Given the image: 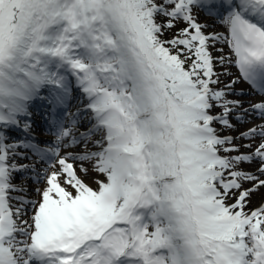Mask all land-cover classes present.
Wrapping results in <instances>:
<instances>
[{"label": "snow or ice", "instance_id": "6c2138e0", "mask_svg": "<svg viewBox=\"0 0 264 264\" xmlns=\"http://www.w3.org/2000/svg\"><path fill=\"white\" fill-rule=\"evenodd\" d=\"M200 8L227 26L229 56L213 55L220 36ZM231 56L264 93V0H0V264H264V203L249 208L264 126L222 134L234 112L264 117V100L229 99L238 79L214 87ZM74 87L83 107L70 114ZM34 99L50 105L55 140L7 143L10 127L31 134ZM82 114L93 123L74 135ZM21 147L54 170L17 165ZM29 168L46 181L35 200L13 196ZM90 169L106 177L96 189Z\"/></svg>", "mask_w": 264, "mask_h": 264}, {"label": "rangeland", "instance_id": "374dc122", "mask_svg": "<svg viewBox=\"0 0 264 264\" xmlns=\"http://www.w3.org/2000/svg\"><path fill=\"white\" fill-rule=\"evenodd\" d=\"M206 12H207L206 9L200 8V9H197L194 14H197L198 17H199V20L204 22L203 17L205 16L206 18H208V16H209ZM208 19H210L209 20L210 22L209 23L207 22L208 27L205 28V31L207 33H217L220 36V39L217 40V42L215 43V46L211 49L213 55L214 56L224 55L226 57L229 56V53H231L232 50H231L230 45L227 43V38L229 37V32H228L227 26L224 25L221 21H218L219 18H217L215 16H209ZM183 26H184V24L181 23V24L177 25V28H180V27H183ZM173 31H175V29ZM171 35H172V32L166 33V36H171ZM220 49H223V51L222 52L219 51ZM230 58L233 61L232 63H226L224 65H221V64H217L216 65V71L218 73H221V75H220V83L217 84V85H214V87L223 88L224 85L229 84L231 81L237 80V79H238V82L244 83L245 86L250 87L248 85V83L246 82V80H244L241 77L240 70H239L238 66L234 63L235 57L231 56ZM237 83L232 84V86H231L232 87V91H231V93L228 96L229 99L235 100V99L231 98V97H233L235 95L240 97V98H242V97L246 96L249 93L248 92L249 90L246 91L247 89L246 90H242L241 92L235 93L233 89L235 88ZM250 89H251V87H250ZM245 91H246V93H245ZM241 93H243V94L241 95ZM42 94L43 95H47V92H44ZM235 98H237V97H235ZM237 99H239V98H237ZM35 100H37L38 103H40L39 107H41V109L34 107L35 106V102H31V104L29 105V111L32 113V116H35L38 119H40V118L43 119L44 115L46 117L49 114L50 105L48 104V102L46 100H42V99H35ZM73 100L76 102L77 106H79L80 108L83 107V104L81 103V101L83 100V96L80 94L79 90L76 89L75 87L73 88L72 94H71V96L69 98L70 102L73 101ZM70 108H71V106H70ZM70 108H69L70 112H72L73 110H75V111L77 110V107H75L74 109H70ZM63 110H64V108H63ZM63 110H62V108H58V110H57V116L58 117H60V115L64 113L65 110L64 111ZM66 110H68V106H67ZM221 111H222L221 108L213 109L214 114H219ZM240 113H241V111L240 112H234V113H232L230 115V120L235 125L234 129H222V126L219 123H217L215 126L217 127L218 130L222 129V134L223 135H231V134H233L232 136L239 137V132L243 131V130H242L241 126H237L238 121H237V119L235 117L238 114H240ZM242 113H244V112H242ZM48 121H49V119H48ZM66 123H65V126L67 125ZM92 123L93 122H90L89 117L87 115L82 114L79 117L78 123H77V125L75 126L74 129L82 128V129H84V132H85L91 127ZM82 129H80V131ZM32 131H37V132L43 131V127L41 128V126L39 125L38 128L35 130V127L32 126L31 127V132ZM73 131H75V130H73ZM20 132L21 131L19 130V128H14V127L8 128L6 130V135L9 137V139L6 142L7 143H14V142H19L21 140H27L28 141L29 138L27 136H25V135H23V136L15 135V133L19 134ZM51 135L54 137L55 133H51ZM97 135H98V137L96 139L99 138L100 134L97 133ZM42 141H43V143H41ZM41 142L40 143L44 144L46 147L50 146L51 143H52V142L47 141V140H41ZM234 143L237 144V145H243V144L250 143V141L249 140H244V139H237V140L234 141ZM89 147H92V145H90ZM70 148L71 149L72 148L76 149V145L72 146ZM70 148L61 147V155H63V152L66 149L71 150ZM92 150H95V148H93ZM247 151H249V149L241 148V152H247ZM17 152L23 153L22 156L19 155V157H21V158L25 157L26 159L31 160V158L35 157L38 160H40V157L38 155L34 154L32 152V150L29 149V148L21 147V148L17 149ZM236 154L237 153H229V155H236ZM16 157H18V155ZM17 164L20 165L21 162L18 160ZM240 167L242 169H244V170L255 172L257 166H256V164L243 163V164L240 165ZM35 168H36V172H40V171H42L45 168H47L49 172L54 170L53 168L49 167L47 163H45V162H43L41 160L39 162V165L35 166ZM36 172H33L32 170H30L29 176L24 175V174H20V171L19 172H15L13 174L14 180H18V179H22L23 180L21 182L20 186L23 187V189H24V192L23 191L22 192H14L13 194L16 193L15 197L27 198V199H33V200L38 199V196H37V193H36L35 189H37L38 187L39 188H43L45 186L46 181H45V178L41 176L40 177V182L37 183ZM85 180L92 188L96 189V188H98V184L95 181L96 180L106 181V177L103 174L96 173L95 171H92L90 169L89 175L87 177H85ZM245 186L249 187L250 185L246 184ZM261 195H264V188H261L259 191H257L252 196L251 204L249 205V208H255V207H258V206H260L262 204V202L261 203L259 202V196H261ZM14 203L19 204V200L14 201ZM29 215H30V213H29Z\"/></svg>", "mask_w": 264, "mask_h": 264}, {"label": "bare ground", "instance_id": "6f19581e", "mask_svg": "<svg viewBox=\"0 0 264 264\" xmlns=\"http://www.w3.org/2000/svg\"><path fill=\"white\" fill-rule=\"evenodd\" d=\"M204 16V15H203ZM209 18V17H208ZM208 18H206L205 16L203 17V19H204V22L206 21V22H210L209 20L210 19H208ZM213 24V23H212ZM233 80V79H232ZM247 83H248V85H251V83H249L248 81H246ZM247 89V90H246ZM234 90V92L235 93H238V92H241L242 90H246V91H248L247 93V95L246 96H244V97H242V98H240V97H238V96H233V97H231V98H233V99H235V100H240V101H242L243 102V107L244 108H248V107H250L251 105H250V102H252V103H255V102H258V101H261V100H264V94H259V93H256V91H254L253 89H250V87H247V86H245L244 85V83H241V82H238L237 84H236V86H235V88L233 89ZM246 91H245V93H246ZM245 95V94H244ZM235 97H237V98H239V99H237V98H235ZM86 101H84V103H85ZM70 105H71V103H70ZM73 107H76V106H73ZM78 108H80L79 106L77 107V109ZM77 111V110H76ZM76 111H74V112H67V113H70V114H74V113H76ZM243 111H241V113L240 114H238V115H244L246 118L244 119V120H237L238 121V124H237V126H241L242 127V130L243 131H240L239 132V136H240V133H242V132H246L249 128H251L252 126H254V125H261V126H264V117H260V118H258V117H256L255 116V114H245V113H242ZM67 117H69V120H68V122H70L71 121V119L73 118L71 115H69V116H67ZM80 129H82V128H79V129H74L75 131H73V134L74 135H78L79 133H83L84 132V129H82L81 131H80ZM78 131V132H77ZM40 134L41 135H43V136H45L46 138H47V136H49L48 134H46V133H43V132H40ZM231 134V133H230ZM231 135H233V134H231ZM98 137V135L97 134H95V135H93L92 136V139L93 140H95L96 138ZM52 138H54L55 139V137H49L48 139H52ZM259 140H260V138L259 137H257V138H255V143H258L259 142ZM250 143H253V141H250ZM255 143H254V145H255ZM91 145V144H90ZM89 145V146H90ZM71 149V148H70ZM79 150H81V146L80 145H76V149L75 148H72L71 150H69V149H66L64 152H63V154H65V153H67V152H69V151H71V152H79ZM18 160L21 162V164L20 165H35V166H37V165H39V160L37 159V158H31V160H28V159H26L25 157L24 158H21V157H19V155H18V157H16L15 158V162H16V164L18 163ZM17 165H19V164H17ZM30 170H31V168H29V169H26V170H21L20 171V174H24V175H27V176H29V172H30ZM23 180L22 179H18V180H14L13 182L16 184V185H18V186H20L21 185V182H22ZM24 192V191H23ZM16 195V193L15 194H13V196H15ZM259 202L261 203H264V195H261V196H259Z\"/></svg>", "mask_w": 264, "mask_h": 264}]
</instances>
